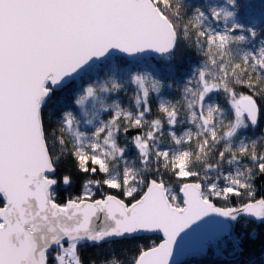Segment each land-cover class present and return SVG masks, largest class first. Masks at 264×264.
<instances>
[{
	"label": "snow or ice",
	"instance_id": "1",
	"mask_svg": "<svg viewBox=\"0 0 264 264\" xmlns=\"http://www.w3.org/2000/svg\"><path fill=\"white\" fill-rule=\"evenodd\" d=\"M243 7L202 0L189 14L185 0H0V264H84L85 243L156 234L129 264H172L177 246L264 264V241L250 248L264 235V134L240 138L264 123V11L241 16ZM182 41L205 59L173 102L157 73L173 70ZM113 51L165 63L128 69L109 62ZM126 85L136 86L129 108L118 99ZM220 93L230 108L213 101ZM89 101L90 133L70 108ZM66 158L86 179L62 199L75 179ZM241 218L255 226L244 231ZM195 231L200 243L186 250L181 239Z\"/></svg>",
	"mask_w": 264,
	"mask_h": 264
},
{
	"label": "trees",
	"instance_id": "2",
	"mask_svg": "<svg viewBox=\"0 0 264 264\" xmlns=\"http://www.w3.org/2000/svg\"><path fill=\"white\" fill-rule=\"evenodd\" d=\"M242 3L244 4V7L241 9V16L245 15V10L247 6L264 10V0H242ZM185 4L187 11L190 14V7L187 4V0H185ZM201 54L202 53L196 50L195 48L186 46V44L182 41L177 49L174 59L171 62L173 65V70L171 72H168V70L165 68L164 73H159V75H163L165 77L166 83L172 85V87L168 89L167 95L173 102L181 98L179 83H181L183 79L187 77L188 72L192 67L198 66L200 64V61H202L204 57ZM149 59H150L149 61L153 63L155 67H157L158 65H163L165 63L161 61L159 58L157 60L153 58H149ZM112 60L116 63H120L121 66L133 67V65L136 63V62L129 63L121 58H112ZM88 76L90 75L84 77H88ZM76 89H77V85L75 81L74 85L72 86V91L68 93L70 99L72 96V92H74ZM236 91L245 92L246 90L238 87ZM125 94L129 96V98L133 97L132 95L133 92L131 94L130 92ZM224 99L225 98L223 96L222 97L220 96L219 101H220V105L225 108V104L221 102ZM152 104H153V115H155L156 99L154 98V96H152ZM70 106L72 107V105ZM57 119H58V114H54L51 116V122L53 125L55 124ZM148 119H152V116H149ZM263 126L264 123H262L258 128L255 129V133L259 131L261 132V135L264 134V131H262ZM134 134L135 131L130 133V135H134ZM121 143H123V138L121 139ZM219 147L221 149L223 148L221 147V145ZM134 154L135 153L133 151H130L128 153L129 156H134ZM215 162H216L215 156L209 158V163H215ZM225 168H226V164L223 165V169ZM63 169L72 172L75 176V179L73 186L67 191L63 192L62 199L78 195L81 191V184L86 179V177H84L83 175L75 174L73 162L69 158L65 159ZM166 179L168 178L166 177ZM256 187H257L258 195H264V180L258 181ZM112 191L113 194H117L115 190ZM98 196L99 193L97 194V198ZM240 202L241 199L233 198L232 200L233 204H238ZM218 206H224L223 202L222 201L218 202ZM240 224L242 225L247 224V228L244 229V231L252 229L255 226L254 221H248L245 219H241ZM256 230L258 233H264V226H256ZM161 239L162 238L160 236L153 235L147 239L144 238L136 239V240H132L130 238L118 239V240H110L107 242H102L98 245L85 243L84 245L81 246L80 255L82 257V260L84 261V264H106V262L113 259L122 262V264H129L131 258L138 254L137 247L139 245H143L144 247H147L152 241L159 243ZM262 241H264V235H261L260 238L256 239L254 245H250V248L252 249L253 253L260 251L262 246ZM247 259H248L247 256H240L233 258L229 256L227 252H225L223 256H218L214 258L213 254L209 251L206 255L203 256L199 255L198 257H189L188 259H186L185 262L189 264H246Z\"/></svg>",
	"mask_w": 264,
	"mask_h": 264
},
{
	"label": "rangeland",
	"instance_id": "3",
	"mask_svg": "<svg viewBox=\"0 0 264 264\" xmlns=\"http://www.w3.org/2000/svg\"><path fill=\"white\" fill-rule=\"evenodd\" d=\"M201 3H202V0H187V4L190 7V14H191V10L193 8H195L196 6L201 5ZM261 11H264V10L263 9H259V8L258 9L257 8H253L251 6H247V8L245 10V14L246 13H249V12L259 14ZM261 38H264V36H262ZM201 55L203 56V54H201ZM159 59L161 61L165 62L161 57H159ZM204 59L205 58L203 57V60L200 61V64L198 66L192 67L189 70L187 77H185L183 79V81L181 83H179L180 94H181V92H182V90L184 88L185 83L189 79L192 78L193 74L195 73L196 68L199 67V66H201L204 63ZM149 60L150 59H147V60H144V61H142V60L141 61H138V62H136L133 65V67H130V66H122V67H126L128 69H133V70H137V69H140V70H150L151 68H155V66L153 65V63H151ZM109 62H114V61L112 59H110ZM114 63H116V62H114ZM89 75L90 76H88V77H84L83 80H79V79L76 80V85H77V89L76 90H78L81 87V85L86 86V84L89 82V79L90 78L94 79L96 77V73L95 72L90 73ZM157 75L160 76L159 73H157ZM102 77H103V73H101V78ZM135 88H136L135 85H126L124 91H122L121 93H119L118 99L121 102V104H122L123 107L129 108L131 106L133 97L132 98H129V96H127L125 93L130 92V94H131L133 92L132 95H134ZM167 91L168 90H166L165 95L169 98V96L167 95ZM113 96H115V94H113ZM153 96L156 99V96L155 95H153ZM220 96L221 97L223 96L225 98L224 94L223 93H220V94L213 95V97H212L213 101H216V102H218L220 104V101H219ZM224 100H222L221 102L225 104V101ZM70 108H73L74 109V114L77 116V119H79L80 122H81L80 123V129L82 131H86V132H89L90 133L94 129V126H95V123H96L95 121H94L93 125H89V124L86 123V121L91 117V114L93 112L92 102L89 101L88 103H86V105L82 109L79 106H74V105H72V107L70 106ZM228 108H230V105L229 104H225V109H228ZM85 113H87V115H85ZM230 116H231V113L226 111L225 118L227 119ZM109 118H110V113H107V112H101L100 113V119L107 120ZM255 129L249 128L247 130H244L242 132L240 138H242V139L259 138L261 136V132L258 131V132L255 133ZM165 130H167V129H165ZM262 131H264V126L262 127ZM254 133H255V135H254ZM252 135H254V136H252ZM223 146L224 145L222 143L221 144V147H223ZM224 171L225 172L228 171V165L227 164H226V168L224 169ZM213 175H214V173H213ZM198 256L199 255H197L195 257H198ZM186 259H188V258H186ZM186 259H184L181 263L182 264H189V263H186L185 262Z\"/></svg>",
	"mask_w": 264,
	"mask_h": 264
},
{
	"label": "water",
	"instance_id": "4",
	"mask_svg": "<svg viewBox=\"0 0 264 264\" xmlns=\"http://www.w3.org/2000/svg\"><path fill=\"white\" fill-rule=\"evenodd\" d=\"M112 58H121V59L126 60L129 63H134V62L141 61L144 59H149V58H153V59L157 60L159 58V55L156 53H153V52H146V53L138 54L136 56H127L126 54L120 53L118 51H113L111 56L109 57V60ZM211 219L215 220V219H219V218L212 217ZM241 219H245V218H241ZM156 235H158L162 238V234H156ZM118 239H121V238H113L111 240H118ZM123 239H127V238H123ZM200 239H201V236H200L199 231H195V232H192L189 235L183 237L181 239V245L186 250H189V251L194 250L198 246V244L200 243ZM108 241H110V240H108ZM105 242H107V241H105ZM210 252L213 254L214 258L219 256V255H216L214 253V250H210ZM195 256H197V255L191 254V253L181 254L179 246H177V248L174 249V256L172 259V264H180L184 259L189 258V257H195Z\"/></svg>",
	"mask_w": 264,
	"mask_h": 264
}]
</instances>
